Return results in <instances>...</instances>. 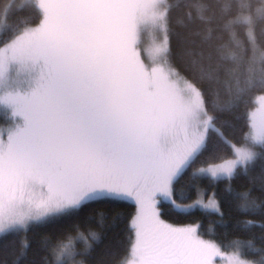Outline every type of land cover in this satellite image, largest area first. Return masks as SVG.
I'll return each instance as SVG.
<instances>
[{
  "label": "snow or ice",
  "instance_id": "6c2138e0",
  "mask_svg": "<svg viewBox=\"0 0 264 264\" xmlns=\"http://www.w3.org/2000/svg\"><path fill=\"white\" fill-rule=\"evenodd\" d=\"M0 106L12 264H264V0H0Z\"/></svg>",
  "mask_w": 264,
  "mask_h": 264
},
{
  "label": "trees",
  "instance_id": "16d2710c",
  "mask_svg": "<svg viewBox=\"0 0 264 264\" xmlns=\"http://www.w3.org/2000/svg\"><path fill=\"white\" fill-rule=\"evenodd\" d=\"M172 52H173V59L176 62V65L178 68L182 69V65L180 64L177 54L179 53V47L175 43V41L172 44ZM261 93H255L253 97L249 100L248 105L242 109V111L246 114L248 111L252 110L256 106V99L255 97L260 95ZM246 119V115H245ZM5 122V116L3 112V108L0 107V124H3ZM247 127H242L241 131L238 132V136L242 135L243 132L247 131ZM223 187V185H221ZM209 191L211 192L212 189L209 188ZM135 206L131 202L126 204H120L116 206L112 205H105V204H98L93 205L91 209H89V212L94 217V222L99 220V214L104 213L107 217L106 223H110L111 217L116 214L117 212L125 214V216L130 215L131 213H134ZM88 213H82L81 215H87ZM227 218V217H226ZM165 219L169 220V222L176 223V224H186V223H194L197 219H201L203 222V229L205 233L207 232L208 224L211 220H214L215 217L210 216H201L200 213H197L194 217H188L184 219H174L171 217H165ZM194 219V220H193ZM79 218L74 217L71 220L66 221H59L54 223H49L46 225H39L31 232L28 233V239L35 241L36 239L45 236V235H51L53 233H58L61 230L69 228L72 224L78 223ZM127 232L124 230L123 224H117L116 227L107 229L105 231L104 235V242L101 244L95 251L94 255V264H98L99 261L103 260H110L111 257H108L105 255L104 248L105 245L108 244H123L126 242ZM205 239H209L208 235L205 234ZM24 239L23 234L20 237H8L5 239H0V264H12V260L14 259V253L15 251L20 247L21 241ZM5 245H7V251H5ZM35 244L33 243L32 249L29 250V259H35L37 261L40 260V258L44 255V253H35Z\"/></svg>",
  "mask_w": 264,
  "mask_h": 264
},
{
  "label": "rangeland",
  "instance_id": "374dc122",
  "mask_svg": "<svg viewBox=\"0 0 264 264\" xmlns=\"http://www.w3.org/2000/svg\"><path fill=\"white\" fill-rule=\"evenodd\" d=\"M150 41H151V37L149 36L148 33H145L143 36L142 47H147L150 44ZM0 107L2 108V106ZM256 107H258V103H256V106L252 110H254ZM217 264H221V262L217 261Z\"/></svg>",
  "mask_w": 264,
  "mask_h": 264
},
{
  "label": "bare ground",
  "instance_id": "6f19581e",
  "mask_svg": "<svg viewBox=\"0 0 264 264\" xmlns=\"http://www.w3.org/2000/svg\"><path fill=\"white\" fill-rule=\"evenodd\" d=\"M194 220V219H193Z\"/></svg>",
  "mask_w": 264,
  "mask_h": 264
}]
</instances>
